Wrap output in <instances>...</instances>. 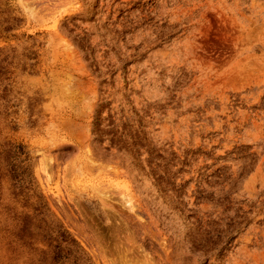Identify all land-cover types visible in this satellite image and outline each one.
I'll use <instances>...</instances> for the list:
<instances>
[{
	"label": "rangeland",
	"instance_id": "rangeland-1",
	"mask_svg": "<svg viewBox=\"0 0 264 264\" xmlns=\"http://www.w3.org/2000/svg\"><path fill=\"white\" fill-rule=\"evenodd\" d=\"M0 264H264V0H0Z\"/></svg>",
	"mask_w": 264,
	"mask_h": 264
},
{
	"label": "bare ground",
	"instance_id": "bare-ground-1",
	"mask_svg": "<svg viewBox=\"0 0 264 264\" xmlns=\"http://www.w3.org/2000/svg\"><path fill=\"white\" fill-rule=\"evenodd\" d=\"M123 201H124V203H125V200L124 199H122ZM130 201V200H129ZM123 203V202H122ZM128 203V202H127ZM131 206V205H130ZM130 208V207H129Z\"/></svg>",
	"mask_w": 264,
	"mask_h": 264
}]
</instances>
